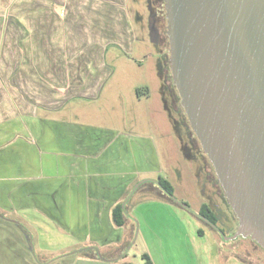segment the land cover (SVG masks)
<instances>
[{
  "label": "crops",
  "instance_id": "obj_1",
  "mask_svg": "<svg viewBox=\"0 0 264 264\" xmlns=\"http://www.w3.org/2000/svg\"><path fill=\"white\" fill-rule=\"evenodd\" d=\"M134 43L125 0H0V224L11 237L22 231L19 240L38 247L43 236L64 241L79 248L74 264H144L143 254L158 264L134 251L129 213L143 186L171 213L178 207L152 177L153 152L118 127L81 119L94 116L89 104L112 76L108 50L127 56ZM119 205L124 223L116 226ZM203 206L180 209L221 250L225 241L197 216Z\"/></svg>",
  "mask_w": 264,
  "mask_h": 264
},
{
  "label": "rangeland",
  "instance_id": "obj_2",
  "mask_svg": "<svg viewBox=\"0 0 264 264\" xmlns=\"http://www.w3.org/2000/svg\"><path fill=\"white\" fill-rule=\"evenodd\" d=\"M125 9L135 35L133 52L126 56L114 49L108 50L106 62L113 69L112 76L97 100L89 104L94 116L84 114L81 119L118 127L128 139L141 138L144 149L153 152L152 177L166 181L180 204L171 207L174 211L171 213L158 204L157 197L145 193L144 186L138 189L135 211L129 210L137 225L134 251L151 252L158 264H256L255 255L244 238L224 242L220 250L210 236H198V229L208 232L205 224L180 209L185 205L199 211L202 205H209L221 234L229 237L234 233L232 209L219 199L204 154L193 146L187 128L173 108L168 87L170 67L164 64L159 47L152 40L154 1L125 0ZM149 166L144 162V167ZM5 225L0 224V264H74L76 257L70 254L79 248H68L64 241L60 243L44 236L45 247H38L35 240V246H29L23 241L22 231L15 230L16 237H11ZM148 237L155 239V244L163 245L165 252L157 250L155 244H148ZM243 248H248L247 253ZM165 258L169 263L164 262Z\"/></svg>",
  "mask_w": 264,
  "mask_h": 264
},
{
  "label": "water",
  "instance_id": "obj_3",
  "mask_svg": "<svg viewBox=\"0 0 264 264\" xmlns=\"http://www.w3.org/2000/svg\"><path fill=\"white\" fill-rule=\"evenodd\" d=\"M164 7L172 83L237 219L231 236L217 232L264 249V0Z\"/></svg>",
  "mask_w": 264,
  "mask_h": 264
},
{
  "label": "flooded vegetation",
  "instance_id": "obj_4",
  "mask_svg": "<svg viewBox=\"0 0 264 264\" xmlns=\"http://www.w3.org/2000/svg\"><path fill=\"white\" fill-rule=\"evenodd\" d=\"M153 1H154V4H155V11H154V14L152 13V15H151V17H152L151 22H155V27L152 26L153 23H152L151 26H152V32H154L155 35L152 36V40L159 47V54L161 55V58L163 59L164 64L167 67H170V53H169L170 46H169V40H168L167 30H166L167 22H166V13H165V7H164V0H153ZM153 29H154V31H153ZM167 72H168L169 77H170V81L168 82V87H170L169 89H170L171 94H172L171 95V102L173 104V108H174L175 112L179 113V115H180V117L182 119L183 126H185L187 128V133H188V136H189V138L191 139V141L193 143V146L196 149H199L200 152H202L204 154V152H203V150H202V148L200 146V143L198 142V140L196 139L193 131L190 128V125L188 123V120L186 118L184 110H183V108L180 105V98H179L178 92H177L175 86L172 83V76L170 74L171 72L169 71V69H168ZM204 156H205V159H206V163H207L209 169L211 170L212 179L215 181L216 191H217L218 195L221 196L222 201H225L228 204L227 200L224 197V192H223L222 187H221V185L219 183V180H218V178L216 176L214 168H213L211 162L209 161V159L206 157L205 154H204ZM155 183L157 184V182H155ZM157 186H158V184H157ZM198 217L200 218L199 213H198ZM231 220L233 221V223L236 224V227H237V219H236L234 213L232 215V219ZM215 226H216V224H215ZM216 229L218 230V232H220V230L218 229L217 226H216ZM235 229H234V231H235ZM244 239L249 244V247H248L249 250L252 253H254V255H255V258H254L253 262H255L256 264H264V249L259 244H257L255 241L251 240L249 237L244 238ZM248 248H246V249L243 248L242 250H244V252L247 253V249Z\"/></svg>",
  "mask_w": 264,
  "mask_h": 264
},
{
  "label": "trees",
  "instance_id": "obj_5",
  "mask_svg": "<svg viewBox=\"0 0 264 264\" xmlns=\"http://www.w3.org/2000/svg\"><path fill=\"white\" fill-rule=\"evenodd\" d=\"M157 184L159 186L160 191L163 192L169 200H171L176 205H180L178 203V201H176V199H174L171 187L169 186V184L166 181H163L160 179L157 182ZM199 213H200L199 214L200 217L206 219L208 221L209 225L212 228L216 229L215 218L213 217V214L211 213V211L206 206H204ZM112 219H113V222L116 226L123 225V223H124V209H122L121 205H119L113 209ZM142 259L144 260V264H152V262H151V260L147 254H143Z\"/></svg>",
  "mask_w": 264,
  "mask_h": 264
}]
</instances>
